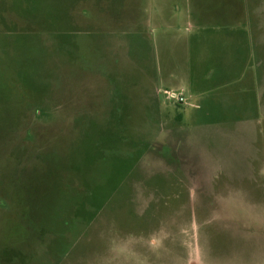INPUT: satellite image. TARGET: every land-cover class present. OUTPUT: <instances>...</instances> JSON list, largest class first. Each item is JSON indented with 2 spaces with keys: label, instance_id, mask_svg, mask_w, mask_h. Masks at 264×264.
I'll return each instance as SVG.
<instances>
[{
  "label": "rangeland",
  "instance_id": "374dc122",
  "mask_svg": "<svg viewBox=\"0 0 264 264\" xmlns=\"http://www.w3.org/2000/svg\"><path fill=\"white\" fill-rule=\"evenodd\" d=\"M190 5L202 70L264 68V0H0V264H264V121L159 94Z\"/></svg>",
  "mask_w": 264,
  "mask_h": 264
},
{
  "label": "crops",
  "instance_id": "0c3cea01",
  "mask_svg": "<svg viewBox=\"0 0 264 264\" xmlns=\"http://www.w3.org/2000/svg\"><path fill=\"white\" fill-rule=\"evenodd\" d=\"M193 8H195L193 10ZM198 5H190L188 6V10L184 13V18L179 20L178 22L174 21L172 27L168 31V27L163 23H160L157 29H152V48L155 56H159V51L162 57H165L167 55V52L172 49L173 55L178 57L180 55H183L186 61H188L187 66H181L179 67L176 63L177 59L173 61L169 67H160L158 68V74H159V82L165 83L167 85H175L180 89L182 93L184 92L185 95L188 93H191V95H194L197 97V101H202L205 104H212L216 103L219 105L224 106L225 112L228 113V119L231 121L235 120L237 123L235 125H241L248 126V128L253 129V125L251 124L253 121H256L257 129H259L260 123L264 121V111H262V87H264V68H262V55L259 53V56L256 57L255 63H254V69L255 73H252L253 66L249 65V62L245 59L242 60V68L238 71V74L231 78V80H228L226 75H228L230 72L233 71V68L230 65V61H227L222 65V69L213 68L212 66H207L204 70H202L201 62L197 61L195 58L196 52L193 53L190 52L191 47L190 45L187 48V51H184V47L186 49V42L184 40L189 41V31L191 27L197 25V23H201L202 16L199 13V10H197ZM205 8V7H204ZM234 17V16H233ZM218 22H221L223 24H236L238 21L236 19V16L234 17V20L230 19L229 21L226 20H218ZM240 21L238 22V24ZM243 23V22H242ZM197 27V26H196ZM261 28H259L258 31H260ZM233 30H229L226 34H232ZM170 34H167V33ZM240 39L244 41H248L246 38V35L242 36V33H240ZM193 35V34H192ZM192 38V37H191ZM250 38V35H249ZM249 43V42H248ZM246 44L245 47L250 46L249 44ZM260 43H256V47H259ZM171 48V49H170ZM251 48V47H250ZM185 52L182 54L178 52ZM186 55V56H185ZM194 55V59L191 60L190 56L192 57ZM244 56V54H241ZM213 56H219V54L213 55ZM245 58V56L243 57ZM242 59V58H241ZM239 61H241L239 59ZM208 62V61H207ZM179 63V61H178ZM184 65V64H183ZM181 68V69H180ZM259 68V74H257V70ZM227 77V79H225ZM257 79H259V84L257 83ZM232 81V82H231ZM258 84V86H257ZM230 86L236 87L240 91V98L232 99L229 98V96L221 95L227 88ZM223 92L221 93V90ZM224 94V93H223ZM254 94V95H253ZM252 95L254 97V101L252 100ZM248 96V97H246ZM230 107L228 108V106ZM232 105V106H231ZM234 105L238 106V110H233ZM227 107V108H226ZM236 107V106H235ZM199 108V106H198ZM235 111V112H234ZM181 123L183 121V114L181 112ZM185 117V116H184ZM227 120V119H225ZM234 125V123H232ZM255 124V123H253ZM209 125H214V123L211 124H203L204 129H207V131L212 130V132L220 131V132H229V129L223 130L224 127H221L219 125L218 130L210 127ZM218 125V124H217ZM202 130V132L204 131ZM223 130V131H222Z\"/></svg>",
  "mask_w": 264,
  "mask_h": 264
},
{
  "label": "built area",
  "instance_id": "2783aa9c",
  "mask_svg": "<svg viewBox=\"0 0 264 264\" xmlns=\"http://www.w3.org/2000/svg\"><path fill=\"white\" fill-rule=\"evenodd\" d=\"M159 94L165 99L167 103L180 106L185 104L186 98L184 97V94L181 91L163 90L160 91Z\"/></svg>",
  "mask_w": 264,
  "mask_h": 264
},
{
  "label": "trees",
  "instance_id": "16d2710c",
  "mask_svg": "<svg viewBox=\"0 0 264 264\" xmlns=\"http://www.w3.org/2000/svg\"><path fill=\"white\" fill-rule=\"evenodd\" d=\"M180 107V106H179ZM181 119V115L179 114V116H178V120H180Z\"/></svg>",
  "mask_w": 264,
  "mask_h": 264
}]
</instances>
